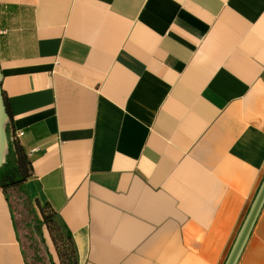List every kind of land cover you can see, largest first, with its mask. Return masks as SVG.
Listing matches in <instances>:
<instances>
[{"label":"crops","instance_id":"crops-1","mask_svg":"<svg viewBox=\"0 0 264 264\" xmlns=\"http://www.w3.org/2000/svg\"><path fill=\"white\" fill-rule=\"evenodd\" d=\"M0 7L8 133L33 163L0 190V264L61 262L37 205L22 237L19 194L79 264H224L264 179V0ZM242 251L264 264V205Z\"/></svg>","mask_w":264,"mask_h":264},{"label":"trees","instance_id":"trees-1","mask_svg":"<svg viewBox=\"0 0 264 264\" xmlns=\"http://www.w3.org/2000/svg\"><path fill=\"white\" fill-rule=\"evenodd\" d=\"M7 108H8L9 116L11 117L10 123L8 124L7 127V133H8L11 127L10 124H12L13 117L8 104H7ZM8 134H9L10 149L6 157V161L0 167V190L3 189L7 198L10 199V196L8 195L9 190L19 188L23 192L26 191V182L28 178L31 177L32 175L33 163H31L26 148H24V146L19 142L16 134L15 136H12V138L10 137V133ZM45 207L50 208V210L52 211V215L55 217V211L52 210L50 206L49 207L45 206ZM45 207H41V208L43 209ZM66 232L68 233L69 241H71L70 232L69 231ZM71 244L73 247V257H74V261L72 263L63 261L61 249L56 244L59 252V257L61 260L60 264H79L77 257H75V249L73 246V241H71Z\"/></svg>","mask_w":264,"mask_h":264},{"label":"water","instance_id":"water-1","mask_svg":"<svg viewBox=\"0 0 264 264\" xmlns=\"http://www.w3.org/2000/svg\"><path fill=\"white\" fill-rule=\"evenodd\" d=\"M10 118L2 86V70L0 62V167L6 161V157L10 149L9 134L7 133ZM259 187L260 188L252 202L253 204L245 217V221L239 230L238 237L230 249V253L224 264H237L240 259L243 252L242 250L250 237V233L252 232V229L257 221V217L264 205V179Z\"/></svg>","mask_w":264,"mask_h":264},{"label":"rangeland","instance_id":"rangeland-1","mask_svg":"<svg viewBox=\"0 0 264 264\" xmlns=\"http://www.w3.org/2000/svg\"><path fill=\"white\" fill-rule=\"evenodd\" d=\"M17 201L14 203V211H16L17 221L19 227H21V234L24 240L32 238V225L40 222L37 211H35L36 205L40 211L43 222L48 227V230L54 240V242L60 247L63 261L73 262V247L71 241H69L68 233L64 228L56 221L52 215L50 208H41L38 204L32 202L26 195L19 194ZM48 218V219H47ZM46 220V221H45ZM38 225V224H37ZM33 264H48L43 260H38Z\"/></svg>","mask_w":264,"mask_h":264},{"label":"built area","instance_id":"built-area-1","mask_svg":"<svg viewBox=\"0 0 264 264\" xmlns=\"http://www.w3.org/2000/svg\"><path fill=\"white\" fill-rule=\"evenodd\" d=\"M20 133L19 134H21L22 132L21 131H19ZM16 135H17V133H16Z\"/></svg>","mask_w":264,"mask_h":264}]
</instances>
